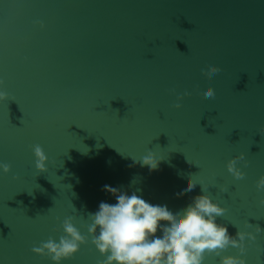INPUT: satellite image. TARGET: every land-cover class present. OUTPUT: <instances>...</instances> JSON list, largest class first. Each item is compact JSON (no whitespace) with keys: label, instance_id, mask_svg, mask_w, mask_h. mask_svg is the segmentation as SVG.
Wrapping results in <instances>:
<instances>
[{"label":"water","instance_id":"1","mask_svg":"<svg viewBox=\"0 0 264 264\" xmlns=\"http://www.w3.org/2000/svg\"><path fill=\"white\" fill-rule=\"evenodd\" d=\"M0 91V264H52L32 248L68 217L87 243L62 264H103L87 226L115 203L105 185L175 210L199 183L231 236L256 235L247 264H264V0H0ZM149 152L156 171L140 164Z\"/></svg>","mask_w":264,"mask_h":264},{"label":"clouds","instance_id":"2","mask_svg":"<svg viewBox=\"0 0 264 264\" xmlns=\"http://www.w3.org/2000/svg\"><path fill=\"white\" fill-rule=\"evenodd\" d=\"M206 71L215 74L220 69L209 64ZM203 94L211 98L214 91L205 87ZM6 98L0 91V100ZM182 99V96L177 97V109L181 107L179 101ZM32 152L36 170L47 171V157L40 145H34ZM243 159L241 155L227 163V171L236 180L244 178V173L236 167ZM159 163L160 159L151 152L140 159L141 166L150 172L158 170ZM10 171V165L0 163V173L8 175ZM197 184L189 179L182 187L192 192ZM199 185L203 194L195 196L186 207L175 210L166 204L150 203L137 194L139 190L129 194L105 185L104 191L115 198V203L101 201L98 210L89 214L91 222L87 226L91 244L105 257L103 264H204L206 255L212 254L219 257V264H247L243 258L246 242H254L256 235L238 228L236 235L231 236L227 226L217 223V218L224 216L227 209L207 194L209 185ZM256 189L264 191V176L256 182ZM260 203L264 205V200ZM62 229L63 235L58 241L49 238L39 247H33L32 252L50 259L52 264H62L74 257L87 243V238L75 226L72 217L63 220ZM261 232L264 230L256 225L255 233ZM229 247L238 249L239 255H222Z\"/></svg>","mask_w":264,"mask_h":264}]
</instances>
